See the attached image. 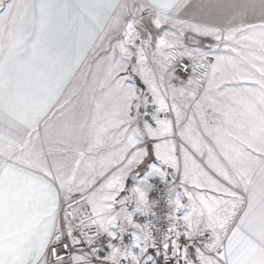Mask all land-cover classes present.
<instances>
[{
	"label": "snow or ice",
	"instance_id": "1",
	"mask_svg": "<svg viewBox=\"0 0 264 264\" xmlns=\"http://www.w3.org/2000/svg\"><path fill=\"white\" fill-rule=\"evenodd\" d=\"M0 264H264V0H0Z\"/></svg>",
	"mask_w": 264,
	"mask_h": 264
}]
</instances>
